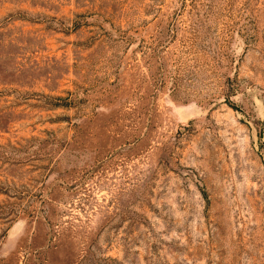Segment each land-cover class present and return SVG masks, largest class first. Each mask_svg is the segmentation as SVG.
<instances>
[{
	"label": "rangeland",
	"instance_id": "rangeland-1",
	"mask_svg": "<svg viewBox=\"0 0 264 264\" xmlns=\"http://www.w3.org/2000/svg\"><path fill=\"white\" fill-rule=\"evenodd\" d=\"M0 264H264V0H0Z\"/></svg>",
	"mask_w": 264,
	"mask_h": 264
}]
</instances>
